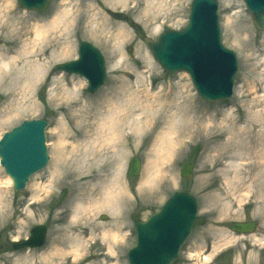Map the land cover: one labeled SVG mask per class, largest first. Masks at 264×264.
<instances>
[{
	"label": "rangeland",
	"instance_id": "rangeland-1",
	"mask_svg": "<svg viewBox=\"0 0 264 264\" xmlns=\"http://www.w3.org/2000/svg\"><path fill=\"white\" fill-rule=\"evenodd\" d=\"M65 1L53 0L42 14L25 13L16 0L10 14L0 10V62H8L15 54L6 52L14 46L12 33L24 27L29 31L23 38L26 44L34 37L35 23L49 21L58 9L81 6L79 20L68 31L49 32L42 42L39 62L47 69L31 93H24L23 80L19 84L14 71L25 62L35 63L36 57L13 68L0 67V138L23 121L45 120L49 155L46 168L17 194L0 168V264H128L127 253L135 245L134 223L155 214L177 191L197 200L198 214L175 264H264V31L255 29L242 0H227L229 7L224 6L226 0H218L222 44L236 53L239 70L234 96L217 103L201 100L187 74L164 72L138 37L143 33L154 41L165 30L184 29L191 0H154L156 5L152 0H115L117 8L109 6L112 0H70L62 7ZM81 41L96 47L106 62L107 83L94 96L82 78L56 71L76 58ZM66 46L69 56L60 52L62 59L51 63L50 51ZM139 104L166 121L152 118V139L141 135L139 141L130 138L112 148L104 126L113 109H135L128 121L142 113ZM172 116L184 121L176 130L182 141L176 156L162 164L154 149L147 152L152 143L159 144ZM190 118L191 123L185 122ZM192 127L196 134L186 136ZM122 134L129 131L124 128ZM134 158L141 163L140 174L130 178L126 172ZM153 163L164 173L150 182L147 168ZM185 163L193 165L188 180L180 178ZM54 172L59 175L52 180ZM65 173L67 183L59 186ZM115 184L125 203L117 217L79 211ZM82 189L85 195L78 196ZM249 222L255 224L252 235L232 233L233 223ZM36 226L47 229L45 245L14 253L11 242L24 240ZM111 231L117 240L103 237Z\"/></svg>",
	"mask_w": 264,
	"mask_h": 264
},
{
	"label": "water",
	"instance_id": "water-1",
	"mask_svg": "<svg viewBox=\"0 0 264 264\" xmlns=\"http://www.w3.org/2000/svg\"><path fill=\"white\" fill-rule=\"evenodd\" d=\"M50 0H17L20 8L41 12ZM258 30L264 29V0H243ZM141 39L143 34L138 35ZM156 62L168 72L189 74L198 94L208 102L231 96L238 70L236 56L221 45L216 0H193L189 23L180 32L166 31L155 42L144 39ZM67 74H77L88 82L95 94L105 83V66L100 53L87 43H79L78 59L58 67ZM1 100V98H0ZM44 121H25L6 133L0 141V165L12 180L14 192L23 190L32 175L48 163ZM140 163L133 159L128 177H137ZM192 166L182 167L181 177L191 176ZM197 212L196 202L188 195L175 193L161 210L144 223H136V245L128 253V264H173L178 251L190 235ZM253 224H234L240 233L253 231ZM46 230L35 227L28 240L12 244V249L39 248Z\"/></svg>",
	"mask_w": 264,
	"mask_h": 264
},
{
	"label": "bare ground",
	"instance_id": "bare-ground-1",
	"mask_svg": "<svg viewBox=\"0 0 264 264\" xmlns=\"http://www.w3.org/2000/svg\"><path fill=\"white\" fill-rule=\"evenodd\" d=\"M129 1L130 0H126V4ZM0 2H1L0 3V10L6 12L7 15H8V13L10 14L13 11L12 0H2ZM118 2L124 3L125 0H118ZM117 4L118 3L115 0H112L109 2L110 7L117 8ZM150 4L156 5V2H154V0H152V1H150ZM67 5H70V0H66L63 4H61L62 7L67 6ZM224 6L229 7L230 2L228 4V1L226 0ZM72 8H75V11ZM80 10H81V6L74 4L69 9L64 8V10L61 9V11L58 9L57 12L55 13V15L49 21L41 20V23H39V22L35 23L33 26L34 37L32 38V40L30 42H29V40H27L28 43H26V44H25V41H23V38L27 35L26 32H29V31H26L24 27L19 28L16 32L12 33V37L14 38V41H12V45L14 44V46H12L11 48L9 47L6 50V52H7V54H12V53H15V54H13V57L9 58L8 62H3V61L0 62V67H3L4 69L13 68V66H16L21 60H24V59L27 60V59H31L33 57H36L38 59V60H36L35 63L25 62L20 69L14 71L16 78H19L18 79L19 84L23 80V84L21 86V89L24 90V93H26V94L31 93L33 86L36 84L39 77L47 69V64L43 65V64H40V62H39L40 58H42L44 55L43 54L44 50L42 49V46H43L42 42L45 40L46 36H48L49 32L55 33L57 30H59L61 28L64 31H68L69 28L71 27V24L73 22H77L79 20ZM24 12L29 13L27 11H24ZM145 14H147L146 9H145ZM226 23H227V27H229L230 21L228 19H227ZM156 32H158L157 29H155L153 31V34H156ZM19 45H20V47H18ZM29 45H31L30 48L28 47ZM50 52H51V63L57 62V61L62 59L60 52L63 53V56L65 55L64 57L69 56V49L67 46L65 47V49H62L59 52H57L55 50V48H54V50H51ZM262 62H263V60H262ZM48 65H50V64H48ZM263 66H264V64H263ZM54 89H57V87H55ZM63 92L66 93V91H64V90H63ZM138 107L140 108L142 113L139 115L134 114L135 116H138V118L134 119V115H133V118L128 120V121H126V119H128L127 116L133 114L135 109L134 110H132L131 108H129V109L128 108H125V109L114 108L113 109L112 116L110 118V123H108L107 126H104V127H107V134H110V141L112 143L111 144L112 148H116L117 147L116 145L120 146V144L118 142H120L121 145L125 142H128V139H130V138H135L136 140L138 139L137 141H139V139H142L141 135L144 138H146V136H148L149 138L152 139L153 134H154V132H152V130H154V129H152V128L155 127V126H153L152 118L157 119V118L161 117L163 119V122L166 121V119L162 116H159L158 113H156L157 115H155V113L151 112L148 105L143 106V105L139 104ZM155 116H157V117H155ZM183 117H185V116L183 115ZM168 118H169V121L167 122L168 127L162 133V138L159 139V144L154 146L155 143L154 144L152 143V145L150 146V148L147 152L148 154L149 153L151 154L152 149H154L153 150L154 157L157 159H160L162 164L170 162L176 156L178 147L182 141V139H180L181 137H179L177 135L176 130L178 129V127H180L178 125V123L181 124L184 121L179 119V117H175V116L168 117ZM192 121H193V119L190 118V119L186 120L185 122L191 123ZM124 128H126L129 131V134H126V135L122 134ZM187 128H188V125H187ZM193 128L194 127H192L189 132H187V130H186L185 135L186 136H194L196 134V132H192ZM147 129H149L148 134L146 131ZM159 134H160V132L158 133V135ZM260 134H261V132H260ZM154 141H158L157 138H155L153 140V142ZM251 154H252V152H251ZM104 155L106 156V154H104ZM220 160H216V164L221 165ZM153 164L154 165H149L147 168V172L150 175L149 176L150 182L155 180L154 178L159 177V175H162L161 173L163 172L161 169H159L158 164H156V163H153ZM257 164H259V163H256V165ZM252 167H254V166H252ZM66 170H68V168H66L65 171ZM54 173L56 175L52 174V176H53L52 180L55 178L58 179V175H59L58 172H54ZM69 174L71 175L72 172ZM69 174L65 173L63 178L68 177L66 175H69ZM66 179L67 178H65V180L61 178V180H60V178H59V180H60L58 182L59 186H61V184L67 183V182H65ZM149 179L147 182H149ZM7 182H8L7 185L11 186V182L9 179H7ZM72 186L74 188H76V183H73ZM113 188L114 189H107L105 191H101V194L99 195V197H100L99 199H94V200L90 201L92 203L90 205L80 206L79 211H81L82 214L104 211V212L109 213L113 217H117L119 211L121 210V208L124 206L125 203H123L124 201H122L119 198L120 189H118L116 184ZM40 190H42V189H40ZM82 193L83 194H79L78 196L85 195V191L83 189H82ZM103 237L104 238L109 237V238H111L112 241H115L118 239V236H116L115 231L104 232ZM213 248L215 249V245L213 246Z\"/></svg>",
	"mask_w": 264,
	"mask_h": 264
}]
</instances>
